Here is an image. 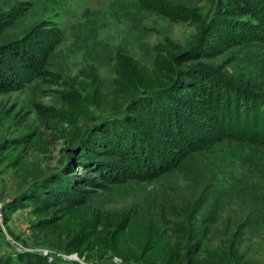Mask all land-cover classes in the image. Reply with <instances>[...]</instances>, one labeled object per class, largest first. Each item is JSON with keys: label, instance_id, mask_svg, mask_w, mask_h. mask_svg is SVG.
<instances>
[{"label": "rangeland", "instance_id": "rangeland-1", "mask_svg": "<svg viewBox=\"0 0 264 264\" xmlns=\"http://www.w3.org/2000/svg\"><path fill=\"white\" fill-rule=\"evenodd\" d=\"M31 31L47 51L0 92V256L264 264V226L237 228L245 209L200 185L194 166L118 173L87 153L129 142L127 105L144 92L170 113L218 89L263 99L264 0H0V44Z\"/></svg>", "mask_w": 264, "mask_h": 264}, {"label": "trees", "instance_id": "trees-1", "mask_svg": "<svg viewBox=\"0 0 264 264\" xmlns=\"http://www.w3.org/2000/svg\"><path fill=\"white\" fill-rule=\"evenodd\" d=\"M43 38L42 32L31 31L0 44V92L18 89L21 75L33 71L40 63L47 51ZM218 91L204 100L187 98L190 105L180 103L182 106L175 113L169 112L171 107L167 103H158L157 93H142L127 105L131 115L123 123L131 132L129 142L122 147L107 146L104 140L100 145L91 142L87 150L89 159L95 161L93 166L96 167L110 161L118 167L114 168V172L120 170L118 173L131 172L132 165L137 169L156 166L161 172L192 165L200 173V180H197L200 185L209 183L211 194L216 198L225 196L229 200L227 203L235 201L245 209L247 216L237 228L264 226V93L260 99L240 89ZM208 92H213L211 87ZM220 92L223 97L218 96ZM140 114L149 118H141ZM135 148L146 153L147 157L142 155L146 162ZM129 149L134 151L133 156L128 155ZM172 155L176 158L171 159ZM77 162L86 166L87 161L83 158ZM111 174L113 169L107 171V176ZM84 181L92 180L86 177ZM82 186L71 185L70 191H79ZM57 199L53 193L45 196L52 204ZM0 264L72 263L50 254L24 252L0 256Z\"/></svg>", "mask_w": 264, "mask_h": 264}, {"label": "built area", "instance_id": "built-area-1", "mask_svg": "<svg viewBox=\"0 0 264 264\" xmlns=\"http://www.w3.org/2000/svg\"><path fill=\"white\" fill-rule=\"evenodd\" d=\"M1 206V205H0Z\"/></svg>", "mask_w": 264, "mask_h": 264}]
</instances>
